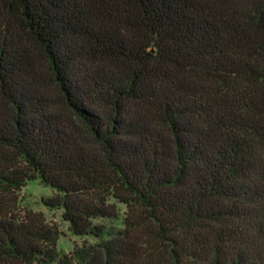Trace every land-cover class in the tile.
<instances>
[{
  "label": "trees",
  "instance_id": "trees-1",
  "mask_svg": "<svg viewBox=\"0 0 264 264\" xmlns=\"http://www.w3.org/2000/svg\"><path fill=\"white\" fill-rule=\"evenodd\" d=\"M0 264H264V0H0Z\"/></svg>",
  "mask_w": 264,
  "mask_h": 264
},
{
  "label": "rangeland",
  "instance_id": "rangeland-1",
  "mask_svg": "<svg viewBox=\"0 0 264 264\" xmlns=\"http://www.w3.org/2000/svg\"><path fill=\"white\" fill-rule=\"evenodd\" d=\"M46 72V68H45ZM48 95L55 107L63 113H67L65 106L60 100L59 93L53 85L48 86ZM68 115V114H67ZM56 194V191L49 186L40 182L38 178L27 181L23 186L15 191L16 208L20 215L26 212H41L45 221L52 226H55L59 231L57 240V248L70 253L75 246H81L85 242H93L100 237H90L73 234L69 229L68 223L61 216L62 209L58 207H48L44 204L47 197ZM120 209L119 218L112 222L116 226H122L121 219L126 209L124 204H118ZM97 223L110 224L107 220H97Z\"/></svg>",
  "mask_w": 264,
  "mask_h": 264
}]
</instances>
